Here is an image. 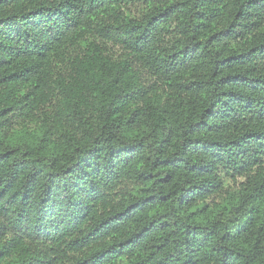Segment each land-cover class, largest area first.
Returning a JSON list of instances; mask_svg holds the SVG:
<instances>
[{"label":"trees","instance_id":"1","mask_svg":"<svg viewBox=\"0 0 264 264\" xmlns=\"http://www.w3.org/2000/svg\"><path fill=\"white\" fill-rule=\"evenodd\" d=\"M0 264H264V0H0Z\"/></svg>","mask_w":264,"mask_h":264}]
</instances>
